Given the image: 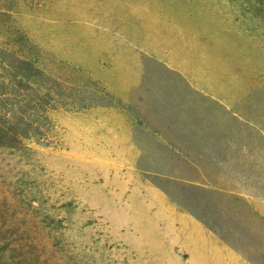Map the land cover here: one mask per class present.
Wrapping results in <instances>:
<instances>
[{"label":"rangeland","instance_id":"obj_1","mask_svg":"<svg viewBox=\"0 0 264 264\" xmlns=\"http://www.w3.org/2000/svg\"><path fill=\"white\" fill-rule=\"evenodd\" d=\"M126 103L147 177L264 264V0H0V264H190L58 118Z\"/></svg>","mask_w":264,"mask_h":264},{"label":"crops","instance_id":"obj_2","mask_svg":"<svg viewBox=\"0 0 264 264\" xmlns=\"http://www.w3.org/2000/svg\"><path fill=\"white\" fill-rule=\"evenodd\" d=\"M119 97L125 104V96ZM65 117L71 119L73 135L81 141V147H86L89 140L90 154L112 166L115 180L121 181L122 186L128 180L129 187L143 188L142 195L155 198L156 213L168 218L171 241L186 251L190 264H253L147 177L142 165L145 149L137 137L144 125L129 103L97 105L87 111L58 114L60 119ZM152 134L156 135L154 131Z\"/></svg>","mask_w":264,"mask_h":264}]
</instances>
